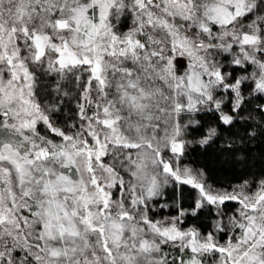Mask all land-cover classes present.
Returning a JSON list of instances; mask_svg holds the SVG:
<instances>
[{"label": "snow or ice", "instance_id": "obj_1", "mask_svg": "<svg viewBox=\"0 0 264 264\" xmlns=\"http://www.w3.org/2000/svg\"><path fill=\"white\" fill-rule=\"evenodd\" d=\"M262 138L264 0H0V264H264Z\"/></svg>", "mask_w": 264, "mask_h": 264}, {"label": "trees", "instance_id": "obj_2", "mask_svg": "<svg viewBox=\"0 0 264 264\" xmlns=\"http://www.w3.org/2000/svg\"><path fill=\"white\" fill-rule=\"evenodd\" d=\"M250 154L253 157L264 156V138L260 141H253L250 147ZM191 159L194 163L198 165L208 164L210 168L213 169V175L218 180H229L232 179L230 172L222 169L220 164H218L213 157H205L201 155V150H197L192 153ZM259 163V161L257 162Z\"/></svg>", "mask_w": 264, "mask_h": 264}]
</instances>
